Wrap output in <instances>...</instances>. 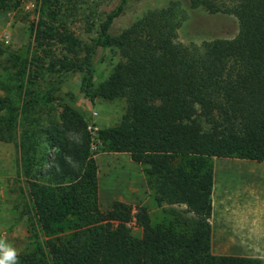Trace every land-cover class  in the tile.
I'll list each match as a JSON object with an SVG mask.
<instances>
[{
  "label": "trees",
  "instance_id": "16d2710c",
  "mask_svg": "<svg viewBox=\"0 0 264 264\" xmlns=\"http://www.w3.org/2000/svg\"><path fill=\"white\" fill-rule=\"evenodd\" d=\"M129 1L120 0L107 14L85 59L74 32L40 22L32 35L52 71L83 72L85 95L126 98L122 123L99 131L98 149L128 152L147 164L157 202L184 203L194 216L184 217L186 229L178 231L152 227L144 206L134 212L132 205L115 201L102 210L96 141L85 116L62 103L57 118L43 125L21 105L26 98L0 96V142H16L18 148L31 242L19 264H264L214 254L211 225L212 157L264 161V0H190L192 7L230 13L239 21L234 38L201 44L178 40L186 15L176 1L148 10L113 35L111 27ZM53 44H60L61 56L54 55ZM108 48L118 49L123 60L94 90L97 65ZM184 156L192 171L175 166ZM135 219L142 235L129 225Z\"/></svg>",
  "mask_w": 264,
  "mask_h": 264
},
{
  "label": "rangeland",
  "instance_id": "374dc122",
  "mask_svg": "<svg viewBox=\"0 0 264 264\" xmlns=\"http://www.w3.org/2000/svg\"><path fill=\"white\" fill-rule=\"evenodd\" d=\"M120 0H7L0 5V96H12L31 103L21 102L30 109L32 119L47 125L57 118L62 103L68 104L85 116L89 122L95 160L98 165L99 205L110 209L115 201H123L134 207L147 208L152 227L173 226L186 229L184 217H193L184 203L159 204L157 192L149 180L147 164L135 162L128 152H114L99 148V131L119 126L127 112L126 98L105 99L85 95L81 89L83 72L52 71L48 68L50 58L42 48H37L33 24L47 22L55 30L71 31L83 43V59L86 46L93 45L100 24ZM178 2L186 19L178 30V40L201 44L215 39L234 38L239 32V21L226 12L211 13L203 7H192L190 0H130L125 11L111 27L113 35L120 34L132 22L153 8L166 7ZM55 11L56 18H52ZM44 27V26H43ZM47 48H50L47 46ZM55 56H61L60 44H53ZM94 78V90L104 82L114 66L123 60L116 48L102 53ZM32 59L30 68L27 64ZM96 113V114H95ZM99 143V145H98ZM105 147V146H104ZM213 159V157H212ZM18 148L16 142H0V238H6L20 253L30 247L28 218L22 213V196L18 177ZM188 157L176 159L175 166L192 171ZM135 235H142L143 228L136 219L129 223ZM19 264V260H18Z\"/></svg>",
  "mask_w": 264,
  "mask_h": 264
},
{
  "label": "crops",
  "instance_id": "0c3cea01",
  "mask_svg": "<svg viewBox=\"0 0 264 264\" xmlns=\"http://www.w3.org/2000/svg\"><path fill=\"white\" fill-rule=\"evenodd\" d=\"M212 252L264 260V161L213 156Z\"/></svg>",
  "mask_w": 264,
  "mask_h": 264
},
{
  "label": "clouds",
  "instance_id": "9594fccd",
  "mask_svg": "<svg viewBox=\"0 0 264 264\" xmlns=\"http://www.w3.org/2000/svg\"><path fill=\"white\" fill-rule=\"evenodd\" d=\"M18 260V250L6 238H0V264H18Z\"/></svg>",
  "mask_w": 264,
  "mask_h": 264
},
{
  "label": "built area",
  "instance_id": "2783aa9c",
  "mask_svg": "<svg viewBox=\"0 0 264 264\" xmlns=\"http://www.w3.org/2000/svg\"><path fill=\"white\" fill-rule=\"evenodd\" d=\"M96 114V113H95Z\"/></svg>",
  "mask_w": 264,
  "mask_h": 264
}]
</instances>
